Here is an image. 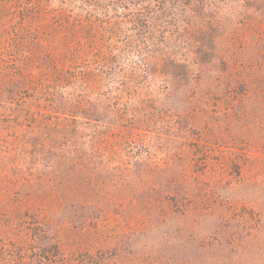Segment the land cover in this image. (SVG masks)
<instances>
[{
    "label": "rangeland",
    "instance_id": "obj_1",
    "mask_svg": "<svg viewBox=\"0 0 264 264\" xmlns=\"http://www.w3.org/2000/svg\"><path fill=\"white\" fill-rule=\"evenodd\" d=\"M160 41L180 66L141 78ZM77 43L92 46L59 85ZM73 93L116 99L122 124L67 132L137 180L127 213L84 225L23 197L24 117L54 121L48 105ZM0 264H264V0H0Z\"/></svg>",
    "mask_w": 264,
    "mask_h": 264
},
{
    "label": "trees",
    "instance_id": "obj_2",
    "mask_svg": "<svg viewBox=\"0 0 264 264\" xmlns=\"http://www.w3.org/2000/svg\"><path fill=\"white\" fill-rule=\"evenodd\" d=\"M148 13L145 9L139 11L138 16L145 17L146 21ZM138 20L142 22L141 18ZM145 21L141 23L142 28L148 27ZM91 46L90 43H77L69 47L65 55V59L70 61L69 68H56L57 84L64 85L75 77L77 54L88 52ZM141 49L138 63L141 78L155 71L173 75L180 66L164 41L146 44ZM111 60L110 57L108 61ZM240 80L247 82L244 75ZM58 96L54 105H48L53 111L54 121L47 119L48 115L39 121L32 115L24 117L26 125L35 133L23 140V197L52 201L57 210L51 214L78 225L95 223L108 211L127 213L133 207L132 196L137 180L127 174L124 179L115 174L110 176L108 161L101 154L107 150L106 143L93 141L91 152L86 153L67 132L78 118H103L109 123L122 124L127 118L117 107L116 99L105 95L90 100L85 95L74 93ZM153 101L151 97L139 100L140 105H153ZM130 119L132 124L151 126L149 115L135 114ZM128 134L126 131L124 136ZM134 164L146 168L147 163L135 161ZM122 190L125 193H120Z\"/></svg>",
    "mask_w": 264,
    "mask_h": 264
}]
</instances>
